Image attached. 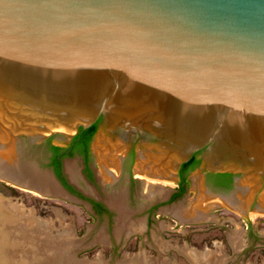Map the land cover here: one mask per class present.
I'll return each mask as SVG.
<instances>
[{"label": "water", "instance_id": "water-1", "mask_svg": "<svg viewBox=\"0 0 264 264\" xmlns=\"http://www.w3.org/2000/svg\"><path fill=\"white\" fill-rule=\"evenodd\" d=\"M98 121V186L79 154L63 173L111 216L51 166V145L67 148ZM195 154L205 185L206 173L233 174L211 193L264 211V0H0L1 180L83 204L116 235L150 206L136 166L178 181Z\"/></svg>", "mask_w": 264, "mask_h": 264}, {"label": "rangeland", "instance_id": "rangeland-1", "mask_svg": "<svg viewBox=\"0 0 264 264\" xmlns=\"http://www.w3.org/2000/svg\"><path fill=\"white\" fill-rule=\"evenodd\" d=\"M194 176L190 174L186 190L175 200L171 198L178 195L179 180L169 185L158 180L154 190L155 186L148 184L153 183L152 178L140 176L137 189L150 206L129 218L121 233L116 235H110L107 229L98 231L96 216L83 204L64 196L37 195L0 179V195L21 199L28 208H35L40 217L52 218L55 225L54 235L51 233V236L33 233L26 238H18V242L2 238L0 264L55 263L52 250L67 246L53 238L61 230L55 207L67 215L66 222L74 227L69 255L72 254L80 264L95 260L100 253L103 264H124L134 256L143 264H193L181 252L187 245L198 250H205L207 246L215 249L219 256L225 257L224 264H264V215L250 218L248 214L233 211L228 205L205 210L208 218L195 222L182 221L176 215V211L180 210L193 212L199 206V199L204 198L201 196L200 181ZM202 186L205 188L203 182ZM212 191L225 194L213 188ZM133 224L137 229L131 231L128 228ZM235 237L240 240L239 244L234 243ZM215 242H220L223 250ZM16 244L22 247L21 251H17Z\"/></svg>", "mask_w": 264, "mask_h": 264}, {"label": "bare ground", "instance_id": "bare-ground-1", "mask_svg": "<svg viewBox=\"0 0 264 264\" xmlns=\"http://www.w3.org/2000/svg\"><path fill=\"white\" fill-rule=\"evenodd\" d=\"M136 168L142 171L141 177L145 178L148 176V177L152 178V180L149 178H148V180H151L153 183H148V184H152L151 185L152 187L155 186L154 190L157 188L156 184H157L158 180H160L159 182L163 181L165 184L167 183L168 185L173 183L172 181H175V180H171V179H166L162 176L160 177L159 174L155 173L154 171L150 170L149 168H147L146 166H144L142 164L136 166ZM198 180L200 181V185H201V186L199 185L201 188V196L204 198L199 199V202H198L199 206L197 207L199 209L196 208L193 212L186 211V210H183V211L180 210L179 212L176 211V215L182 221L195 222V221H199V220L208 218L207 213L205 215V212H204L205 210L207 211V210L214 209L218 206L228 205L220 197L216 196L214 193H211L208 190V188L207 189H206V187L204 188L202 186L203 181H201L200 179H198ZM16 186L17 185H15V187ZM17 187H19V186H17ZM35 194H37V193H35ZM37 195H39V194H37ZM205 197H207V198H205ZM21 201H22L21 199H17L16 197L15 198L14 197H5V196L0 195V232H1L0 233V240L2 238L3 239L6 238V241H8V242H10V241L14 242V240L18 242V240L20 238L21 239L26 238L27 235H32L33 233H36L35 235H38V236L40 235V233H44L45 236H48V235L51 236L53 234L52 231L55 227L54 220L50 217H48V218L40 217L36 213L35 208H28L26 206V204L23 201L22 202ZM54 210L56 211L57 216H58L57 218L60 221V224H61L60 229L61 230H59L58 234L53 236V238L56 242L65 243L67 245V246H65L66 247L65 249H62L61 247H57L56 249L52 250L53 251L52 257H54L53 259L55 261L54 264H80L78 261L75 260V258L72 254L69 255V253L71 252V246L70 245L72 242L71 238L73 237L72 234H74V229H73L74 227L72 226V224H69L66 222L67 215L63 211H61L59 208H56V207L54 208ZM233 211H236V212L242 213V214H248L250 218H256L258 215H264V211H257V210H253L249 213L246 210L237 211V210L233 209ZM128 229L133 231V230L137 229V226L135 224H133V225H130ZM238 237H235L233 239L234 243H236V244L240 243L239 242L240 240H238ZM215 244H216V246L222 248V250H223V245L220 242H215ZM0 246H1V244H0ZM16 246H17V251L22 250V247L18 246L17 244H16ZM236 247H238V249H239L238 245ZM101 252H102V250H101ZM181 252L184 253L189 258V261L191 260L193 264H224V262H225L224 261L225 257L223 255L219 256L216 253L215 249H211L209 246H207L205 248V250H198L196 248H193V247L187 245L181 250ZM32 259H34V258H32ZM103 260H102V254L100 253L99 256L95 260L88 261V262L86 261L83 263L81 262V264H103ZM32 262H35V261H32ZM14 264H16V263L14 262ZM18 264H22V263H18ZM124 264H143V262L138 260L137 257L134 256V258H128V260Z\"/></svg>", "mask_w": 264, "mask_h": 264}, {"label": "trees", "instance_id": "trees-1", "mask_svg": "<svg viewBox=\"0 0 264 264\" xmlns=\"http://www.w3.org/2000/svg\"><path fill=\"white\" fill-rule=\"evenodd\" d=\"M99 121L91 126L87 130H81L74 138L72 144L67 148H62L59 146L51 145V150L53 153L51 165H53L56 169V173L61 175V167H62V160L65 157H71L76 154L82 155L86 161H88L90 157V150L89 145L93 138V135L97 131V125ZM195 154L191 160L187 163H184L181 169V174L183 177V184H187V173L186 170L188 168H195L199 165L200 161L196 157ZM209 178L213 180L218 186L226 185L231 187L233 184V174L230 173H211L209 174ZM66 183V182H65ZM185 191V187L181 189V193ZM178 195L174 196L176 198ZM173 198V199H174Z\"/></svg>", "mask_w": 264, "mask_h": 264}, {"label": "flooded vegetation", "instance_id": "flooded-vegetation-1", "mask_svg": "<svg viewBox=\"0 0 264 264\" xmlns=\"http://www.w3.org/2000/svg\"><path fill=\"white\" fill-rule=\"evenodd\" d=\"M98 128H99V123H98V125H97V130H98ZM97 132V131H96ZM96 134V133H95ZM95 134L93 135V137L95 136ZM75 138V137H74ZM74 138L72 139V141L68 144V147L72 144V142H73V140H74ZM92 141H93V138H92V140H91V142H90V145H89V150H90V157H89V159H88V161H86L85 160V158L82 156V155H80L81 157H83V159H84V164H85V170H83V175H84V177H85V180L87 181V182H89L90 184H92V185H94V186H98V184H96V175H95V170L93 169V167L91 166V161H93V153H92V150H91V143H92ZM134 153H135V150H134V148L133 147H131L130 148V150H129V153H128V157H134ZM197 155V154H196ZM197 157V159L200 161V163H199V165L197 166V167H195V168H188L187 170H186V173H187V184L190 182V179H189V176H190V174L193 172V171H195L198 167H200L201 166V164H202V160H201V158L197 155L196 156ZM191 160V159H190ZM126 159L124 158V160H123V164H122V170L124 169L125 170V165H126ZM52 166V169H53V171H54V173H55V175L57 176V178L61 181V183L63 184V186L65 187V189L70 193V194H72V195H75V196H77V197H79V198H82V199H85V200H87L90 204H91V206H92V208H93V210H94V212L96 213V215H98V216H103V215H107V216H111V211H110V209L104 204V203H102L101 201H99V200H96V199H92L91 197H87V196H85L84 195V193H82V191H80L79 189H77V187L76 186H74V185H72L68 180H67V178L65 177V175H64V173H63V160H62V167H61V175H58L57 173H56V169H55V167L53 166V165H51ZM183 166V165H182ZM182 166L179 168V170H178V180H179V191H178V196L180 195V194H182L180 191H181V189L183 188V186L185 187V190H186V187H187V184H183L182 183V181H183V177H182V174H181V169H182ZM209 174H211V173H206V184L207 185H205V187L207 188V186L210 188V189H212L213 188V181L209 178ZM66 182V183H65ZM96 186V187H97ZM174 196H176V195H174ZM174 196L171 198L172 200H175L176 198H174ZM174 198V199H173Z\"/></svg>", "mask_w": 264, "mask_h": 264}]
</instances>
